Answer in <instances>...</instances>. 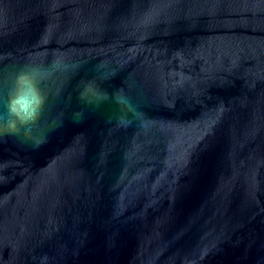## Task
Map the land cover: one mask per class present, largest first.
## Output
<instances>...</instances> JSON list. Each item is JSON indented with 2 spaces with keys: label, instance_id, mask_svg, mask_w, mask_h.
Here are the masks:
<instances>
[{
  "label": "water",
  "instance_id": "95a60500",
  "mask_svg": "<svg viewBox=\"0 0 264 264\" xmlns=\"http://www.w3.org/2000/svg\"><path fill=\"white\" fill-rule=\"evenodd\" d=\"M0 264H264V0H0Z\"/></svg>",
  "mask_w": 264,
  "mask_h": 264
},
{
  "label": "clouds",
  "instance_id": "9594fccd",
  "mask_svg": "<svg viewBox=\"0 0 264 264\" xmlns=\"http://www.w3.org/2000/svg\"><path fill=\"white\" fill-rule=\"evenodd\" d=\"M40 76V70L32 67L16 73L0 111V132L23 134L37 147L43 139L34 137L33 129L39 124L48 99L40 86Z\"/></svg>",
  "mask_w": 264,
  "mask_h": 264
}]
</instances>
